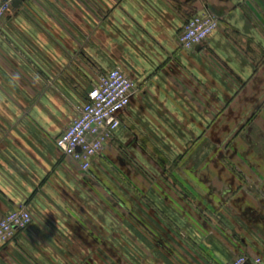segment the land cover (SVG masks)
I'll return each instance as SVG.
<instances>
[{"label":"crops","instance_id":"obj_1","mask_svg":"<svg viewBox=\"0 0 264 264\" xmlns=\"http://www.w3.org/2000/svg\"><path fill=\"white\" fill-rule=\"evenodd\" d=\"M207 8L218 27L181 48ZM115 68L140 91L85 171L55 139ZM22 206L34 221L0 264H264V0L13 2L0 22V219Z\"/></svg>","mask_w":264,"mask_h":264},{"label":"built area","instance_id":"obj_2","mask_svg":"<svg viewBox=\"0 0 264 264\" xmlns=\"http://www.w3.org/2000/svg\"><path fill=\"white\" fill-rule=\"evenodd\" d=\"M14 0H0V22L12 7ZM218 17L207 8L189 18L179 34L181 48L190 50L201 44L218 27ZM140 91L139 86L121 68L102 74L88 93L86 102L78 109L77 116L55 139L64 156L72 157L87 171L93 158L104 149L122 125V114L132 98ZM34 221L25 206L10 211L0 219V246L10 242L18 231L25 230ZM261 264L259 257L239 255L227 264Z\"/></svg>","mask_w":264,"mask_h":264},{"label":"rangeland","instance_id":"obj_3","mask_svg":"<svg viewBox=\"0 0 264 264\" xmlns=\"http://www.w3.org/2000/svg\"><path fill=\"white\" fill-rule=\"evenodd\" d=\"M225 152V151H224ZM221 153V154H220ZM223 155L225 156V154L223 153V151H217L216 152V156H215V153H214V155H213V157L215 156L217 159H220V158H222L223 157ZM223 164H224V162H222ZM14 239V238H13ZM12 239V240H13ZM11 240V241H12Z\"/></svg>","mask_w":264,"mask_h":264},{"label":"water","instance_id":"obj_4","mask_svg":"<svg viewBox=\"0 0 264 264\" xmlns=\"http://www.w3.org/2000/svg\"><path fill=\"white\" fill-rule=\"evenodd\" d=\"M17 0H14V3H16Z\"/></svg>","mask_w":264,"mask_h":264},{"label":"flooded vegetation","instance_id":"obj_5","mask_svg":"<svg viewBox=\"0 0 264 264\" xmlns=\"http://www.w3.org/2000/svg\"><path fill=\"white\" fill-rule=\"evenodd\" d=\"M223 157H224V155H223ZM223 157H222V158H223ZM222 158H221V159H222Z\"/></svg>","mask_w":264,"mask_h":264}]
</instances>
